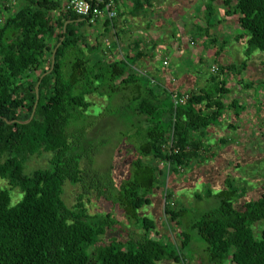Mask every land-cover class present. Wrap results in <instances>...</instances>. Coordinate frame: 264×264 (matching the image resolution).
I'll use <instances>...</instances> for the list:
<instances>
[{"label":"trees","instance_id":"obj_1","mask_svg":"<svg viewBox=\"0 0 264 264\" xmlns=\"http://www.w3.org/2000/svg\"><path fill=\"white\" fill-rule=\"evenodd\" d=\"M207 1L205 18L215 11L214 0ZM219 3L225 16L237 15L245 55L264 53V0ZM61 5L60 0H0L6 12L0 22V180L20 195L10 206L8 191L0 189V264H179L191 242L187 228L203 245L206 264H264V193L233 206L240 195L227 178L213 195L216 208L193 219L183 209L171 211L165 196L163 215L182 230L174 252L149 236L151 222L138 215L150 191L163 183L165 170H189L205 152L203 138L225 109L220 77L234 67L215 63L206 86L169 91L137 72L139 53L115 61L87 43L82 30L90 27L88 20ZM209 85L212 91L205 89ZM174 95L187 97L179 104ZM94 97L107 104L97 113ZM118 97L121 102L112 108ZM229 106L236 116V102ZM111 117L115 124L102 122ZM114 127L120 129L113 133ZM111 132L120 152L133 153L115 185L94 163ZM43 155L45 168L24 173L29 159ZM64 184L79 191L69 208L61 199ZM92 193L102 210L89 215L83 199ZM105 205L117 206L141 233L101 244L115 224Z\"/></svg>","mask_w":264,"mask_h":264},{"label":"rangeland","instance_id":"obj_2","mask_svg":"<svg viewBox=\"0 0 264 264\" xmlns=\"http://www.w3.org/2000/svg\"><path fill=\"white\" fill-rule=\"evenodd\" d=\"M188 2L191 3V9L194 11L200 6L197 0H174V7L179 12L178 14L184 11ZM203 4V6L210 5L207 0H204ZM220 7L222 6L220 5ZM202 14V16L196 15L188 19H180L178 25L188 35V40L194 42V44L186 45L187 51L180 59H174V65H167L166 61L167 66H162L163 70L156 75L160 84L169 90L171 89L166 86V83L174 78L173 70L175 69L191 78V80L197 79L194 80L196 83H200L201 88L206 86L205 80L214 76L216 67L215 65L210 67L214 62L213 60L202 56L201 62L197 64L193 61L194 56L191 54L192 49L200 47L207 30L215 29L214 25L218 20L217 18L214 19V14L208 18H205L204 12ZM5 15L6 12L0 8V22ZM222 16L224 17L225 14H222ZM229 26L228 28H230ZM234 30L233 28L230 29L232 34ZM174 32L181 33V29L176 25L174 26ZM82 33L85 35L87 43L99 45L100 49L109 52L110 42L112 41L110 37L102 38V35L97 34L95 30L91 31L89 27H84ZM179 36L176 37L179 38ZM240 39L238 48L232 46L230 36L225 39L227 51L223 52L222 55H227L226 61H229V63L234 61L233 65H230L234 67V71H224V75L220 77L226 90V93L222 96L225 109L221 114V118L217 121L218 124L210 127L203 138L205 152L200 154L191 165L192 167H189V170L175 173H167L165 170L164 176L161 177V180H164L163 183L158 185L156 190L150 191L149 203L143 205L138 211L139 217H144L153 226L152 233L149 236L160 239V242L167 246V250L172 252L179 247L180 232L182 230L169 221L167 216L163 215L165 196H170L169 200L166 201L167 203H173L172 206L168 205L171 211L176 212L183 209L187 211V217L193 219L203 212L216 208L217 203L213 195L220 190L224 178L230 181L232 188L235 189L237 195H240L237 197V202L232 203L233 206H240L242 203L253 200L264 193V95L262 94L264 93V53L253 51L248 56L245 55L246 37ZM216 40L215 48H218L221 44L219 38H216ZM236 56L239 58L238 60L235 59ZM48 62L49 60L46 58V63ZM240 64L244 65L242 70H238ZM209 68L214 69V72H211ZM137 72L145 75L142 66H138ZM37 74L38 71L34 75ZM211 87L213 86L209 85L205 89L212 91ZM90 100L95 104L94 110L96 107V113L107 106L103 98L94 97ZM231 100L235 101L237 107H239L236 116L234 110L229 106ZM120 102L119 97L114 99L111 107L114 108ZM114 120L111 117L102 122L110 121L115 124ZM119 129L114 127L111 131L115 133ZM112 132L108 134L110 141L106 147L104 146L94 156V163L100 170L109 172V176L115 185L127 173L128 160L133 158V153L120 152L118 149L119 144L116 143V137ZM45 165L46 156L31 158L24 165V173L28 174L35 169H43ZM0 189L8 191L10 206L20 199L19 191L8 187L5 181L0 180ZM78 192L75 186L64 184L61 199L68 208L76 202ZM99 201L100 198H95L93 193L83 199L84 208L89 215L102 210ZM103 207H105L104 210L111 216L115 224L101 238V244L109 239L123 242L128 239V236L135 238L141 233L138 227L134 226V223L126 221L122 211L117 206H114L113 209L109 205ZM256 227L259 228V225ZM184 231L189 235L191 242L183 250V254L186 256L185 261L182 260L179 264H206L202 253L203 245L194 232L188 228ZM255 237H257L256 234ZM88 252L87 249L86 253ZM156 264L177 263L171 260H162Z\"/></svg>","mask_w":264,"mask_h":264},{"label":"crops","instance_id":"obj_3","mask_svg":"<svg viewBox=\"0 0 264 264\" xmlns=\"http://www.w3.org/2000/svg\"><path fill=\"white\" fill-rule=\"evenodd\" d=\"M65 2L66 0H60L61 6ZM197 2L200 3V6L195 11L191 9L192 5L188 2L184 11L178 14L179 12L174 7V0H114L112 3L116 17L107 27L104 26L105 21L96 20L89 29L95 30L97 34L102 35V38L110 37L112 39L107 56L115 61L121 60L122 57L131 58L136 52L139 53L140 56L135 62L136 70L138 66H142L144 74L149 79L159 82L156 75L163 70L162 61H167V65H174V59H180L187 51L186 45L194 44L188 40V35L178 24L181 18L188 19L191 16L203 15L204 0H197ZM211 5L215 9L214 19L218 20L214 25V30H207L200 47L191 50V54L194 56L193 61L198 64L204 56L214 61L210 67H213L217 62L218 66L223 67L233 65L234 61L229 63L226 61L227 55L224 56L222 53L227 51L225 39L229 36L232 46H236V48L240 46L241 30L236 23L237 15L223 17L225 8L220 7L219 0H214ZM132 13L134 14L131 15ZM175 24L181 29V33L174 32ZM231 28L235 29L233 34L230 31ZM175 35L180 36L178 38ZM216 38H219L221 44L218 48H215ZM214 53H218L217 56ZM235 59L239 58L236 56ZM173 71L174 78L166 83V86L171 89L169 91L181 93L190 90L197 91L201 88L200 83L195 81L197 79L191 80L182 72L176 69ZM262 94L264 95V93Z\"/></svg>","mask_w":264,"mask_h":264},{"label":"built area","instance_id":"obj_4","mask_svg":"<svg viewBox=\"0 0 264 264\" xmlns=\"http://www.w3.org/2000/svg\"><path fill=\"white\" fill-rule=\"evenodd\" d=\"M63 9L72 12L74 15L86 18L89 25H93L96 20L111 21L116 17V11L112 1L109 0H66L63 5ZM162 66L166 65V61L163 60ZM214 72V69H210ZM186 95H182L179 99L172 97L174 103L181 104ZM173 203H168L172 206Z\"/></svg>","mask_w":264,"mask_h":264},{"label":"water","instance_id":"obj_5","mask_svg":"<svg viewBox=\"0 0 264 264\" xmlns=\"http://www.w3.org/2000/svg\"><path fill=\"white\" fill-rule=\"evenodd\" d=\"M52 60V59H51ZM51 66H52V62H51ZM51 68V67H50ZM36 90H37V85L35 86V93H36ZM33 110H34V107L32 109V113H33Z\"/></svg>","mask_w":264,"mask_h":264}]
</instances>
